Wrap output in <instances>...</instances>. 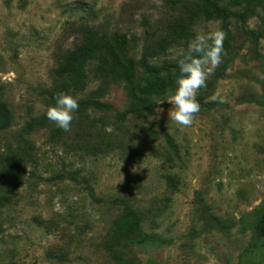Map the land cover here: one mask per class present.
<instances>
[{
	"label": "rangeland",
	"instance_id": "obj_1",
	"mask_svg": "<svg viewBox=\"0 0 264 264\" xmlns=\"http://www.w3.org/2000/svg\"><path fill=\"white\" fill-rule=\"evenodd\" d=\"M219 1L234 16L194 21L192 39L219 27L232 49L207 80L191 127L169 120L175 88L154 97L155 113L121 119L129 101L115 86L102 99L111 108L79 106L66 132L45 115L60 56L93 29L133 37L139 60L146 35L165 36L186 9L167 0H0V102L12 114L0 132V264H251L264 256L255 229L264 206V0ZM217 92L226 102L210 100ZM10 156L21 159L23 179L6 202Z\"/></svg>",
	"mask_w": 264,
	"mask_h": 264
},
{
	"label": "trees",
	"instance_id": "obj_2",
	"mask_svg": "<svg viewBox=\"0 0 264 264\" xmlns=\"http://www.w3.org/2000/svg\"><path fill=\"white\" fill-rule=\"evenodd\" d=\"M173 9L184 8V17L167 26L165 36L155 39L154 34H147L141 57L137 60L132 55L138 45L127 34L115 32L103 35L93 29L85 31L83 40L73 49L66 50L59 58L54 70L55 84L49 92V98L55 103V96L65 92L77 99V95L88 91L93 85L97 88L90 97L77 100L79 106L96 109H108L111 106L102 99L112 87H121L129 101V108L120 114L121 119L129 115L153 114L156 111L154 97L162 96L165 88H175L180 76L178 61L180 58H168L171 48L183 46L187 49L193 38L192 25L198 19L229 22L234 16L230 5H223L219 0H167ZM237 5L257 7L259 0H234ZM240 21L247 17L238 15ZM224 59L231 53V38L223 43ZM212 82L201 88L198 101L208 95ZM12 114L4 102H0V132L11 123ZM167 142L179 155L173 138L167 134ZM4 175L9 183L2 199L9 202L20 188L22 182V162L15 156L6 157ZM170 184L174 182L168 178ZM132 215V213H130ZM256 244L264 249V206L255 218ZM261 245L262 248H259ZM264 257V256H263ZM251 260V264H264V258Z\"/></svg>",
	"mask_w": 264,
	"mask_h": 264
},
{
	"label": "clouds",
	"instance_id": "obj_3",
	"mask_svg": "<svg viewBox=\"0 0 264 264\" xmlns=\"http://www.w3.org/2000/svg\"><path fill=\"white\" fill-rule=\"evenodd\" d=\"M225 38L226 33L219 27L207 33L201 32L190 41L186 50L181 49L178 53L180 76L174 91L169 90L167 101L172 105L168 112L169 120L180 126L181 130L191 127L201 110L197 94L201 88L207 87V80L222 63ZM210 100L226 102L219 92L212 95ZM78 108L76 98L59 92L55 96V104L47 107L45 115L49 121L67 132L71 130L73 114Z\"/></svg>",
	"mask_w": 264,
	"mask_h": 264
}]
</instances>
